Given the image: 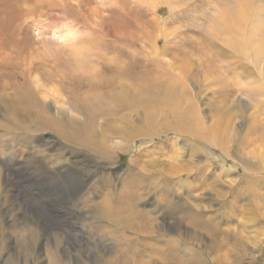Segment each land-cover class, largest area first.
<instances>
[{
  "label": "rangeland",
  "instance_id": "1",
  "mask_svg": "<svg viewBox=\"0 0 264 264\" xmlns=\"http://www.w3.org/2000/svg\"><path fill=\"white\" fill-rule=\"evenodd\" d=\"M242 15L248 57L224 42ZM262 48L264 0H0V264H50L52 256L60 264H120L125 244L115 242L105 217L92 214L95 204L115 205V194L128 190L138 191L139 209L163 225L196 204L194 214L203 220L217 218L214 212L221 208L235 229L228 240L234 243L240 234L256 257L252 264H264V232L256 248L250 227H257L251 222L255 213L245 215L251 223L244 226L238 210L242 205L256 210L254 201L230 192L224 201L235 213L229 214L215 197L242 191L250 178L264 179ZM261 49L263 54L254 52ZM178 78L188 87L190 105L175 95ZM169 79L175 81L172 92L163 93L165 85L148 90ZM131 80L140 81L139 89L125 87ZM187 109L197 110L200 122L179 130L174 115ZM212 126L230 156L210 143ZM177 164L182 189L175 181L168 184ZM200 164L207 170L196 175ZM41 183L57 188L59 202L65 201L59 187L74 200L38 217L23 200L26 185L36 190ZM263 189L256 192L264 197ZM184 224L182 233L193 229ZM122 236L130 235L124 230ZM195 237L182 236L189 245L177 252L180 264H187L192 250L211 252L209 237ZM136 249L146 260L148 247ZM150 264H157L154 258Z\"/></svg>",
  "mask_w": 264,
  "mask_h": 264
},
{
  "label": "bare ground",
  "instance_id": "2",
  "mask_svg": "<svg viewBox=\"0 0 264 264\" xmlns=\"http://www.w3.org/2000/svg\"><path fill=\"white\" fill-rule=\"evenodd\" d=\"M246 16L245 15H242V18H240V24H238L236 22V25H237V28L236 26L234 25V30L231 31V35H226L224 37L225 38V41L226 44H228V49H231L233 51H238L237 53L240 55H244L246 56L247 54L244 53V51L246 52V46L247 44L249 45L250 43H247L248 40H246L244 38V35H245V26L243 25V23L245 22V18ZM238 18V17H237ZM227 21V20H226ZM246 23V22H245ZM223 25V24H222ZM240 25V26H239ZM232 29V28H231ZM217 29H216V33H217ZM215 33V32H214ZM242 33V35H241ZM217 35V34H215ZM238 35V37H237ZM247 35V33H246ZM249 35V34H248ZM246 36L247 39H249V36ZM227 36H229V40L227 39ZM243 38H242V37ZM219 37V35H218ZM233 39H231V38ZM238 38V39H236ZM251 38V37H250ZM218 39V38H217ZM246 40V41H245ZM206 41V40H205ZM236 41V46H234V42ZM250 42V41H249ZM206 43V42H205ZM240 44H243L240 46ZM245 44V45H244ZM214 46V45H213ZM212 46V48H214ZM76 49V48H75ZM201 49V48H199ZM263 49V48H262ZM262 49L261 51L259 50H256L254 51L257 55L258 54H263L262 53ZM78 50V48H77ZM82 50V49H81ZM242 50V52L240 51ZM264 50V49H263ZM80 51V50H79ZM77 52V51H76ZM231 53V52H230ZM158 55V54H157ZM188 55V54H187ZM242 55V56H243ZM243 56V57H244ZM262 56V55H261ZM232 57H233V54H232ZM235 57V56H234ZM248 57V55L246 56ZM256 57V56H255ZM264 57V55H263ZM80 58V57H79ZM258 58V57H256ZM82 59V58H81ZM235 61H237L235 59ZM159 62V61H158ZM243 62V61H242ZM156 63V62H155ZM240 63V62H239ZM242 64V63H241ZM153 65V64H152ZM156 68V67H155ZM242 68V67H241ZM182 67H180L179 72L180 74H182ZM244 69V67H243ZM142 71V70H141ZM154 71V69H153ZM156 71V70H155ZM154 71V72H155ZM246 71V70H244ZM149 72V71H148ZM142 74V73H141ZM151 74V73H150ZM161 74V73H160ZM118 75V73H117ZM157 75V74H156ZM179 75V74H178ZM150 76V75H149ZM112 77V76H111ZM183 77V76H182ZM143 78V77H142ZM146 78V77H145ZM160 78V76H159ZM236 78V77H235ZM108 79L110 80V78L108 77ZM135 79V78H134ZM164 79V78H163ZM185 79V78H184ZM104 80V79H103ZM116 80V78H115ZM113 79H111L110 81L108 82H113L115 81ZM139 80V79H138ZM138 80H131V81H127L126 86H130L131 84H137L138 85L140 84ZM143 80V79H142ZM178 81V85L176 86L175 91V95H182L184 96L185 100L187 101V103L190 105L192 103L191 101V97H189V90H188V87L186 85H182V78H178V79H175ZM107 81V80H105ZM132 81H134L132 83ZM149 81V80H147ZM146 81V82H147ZM151 81V79H150ZM149 81V82H150ZM155 81V79H154ZM106 82V83H108ZM143 82V81H142ZM184 82V81H183ZM105 83V82H104ZM167 84H156L154 86H151L150 89H148L149 91H153L155 88H159L160 90H162V87L165 85L166 87V90L163 92H172L170 91V89H172V85L175 83L174 80L172 79H169L167 82ZM95 84V83H94ZM127 84H130V85H127ZM146 84V83H145ZM103 84L102 83H97L96 87L97 89L98 88H101L100 86H102ZM144 85V84H143ZM94 86V85H93ZM134 86V85H133ZM111 86H107V88H111ZM135 87V86H134ZM137 87V85H136ZM139 87V86H138ZM137 87V88H138ZM131 88V87H130ZM132 89V88H131ZM139 89V88H138ZM158 89V90H159ZM147 92V91H146ZM157 93V92H156ZM158 94V93H157ZM167 95V94H166ZM170 95V93H169ZM166 96V98L169 97ZM176 97V96H175ZM151 98V97H150ZM165 98V97H164ZM178 98V97H177ZM180 98V97H179ZM191 98V99H190ZM161 99V98H160ZM119 100V97H117V102ZM131 98H129L128 101H130ZM163 100V99H162ZM161 100V101H162ZM179 100V99H177ZM163 101H167V100H163ZM162 101V102H163ZM132 102H133V98H132ZM153 102V101H152ZM158 99L155 100V103H158ZM151 103V102H150ZM166 103V102H165ZM171 103V102H170ZM179 104V103H178ZM147 105V104H146ZM193 106V105H192ZM191 106V107H192ZM147 107V106H146ZM187 107V106H186ZM190 107V106H189ZM181 109V108H180ZM194 109V108H193ZM197 110H186L184 113H182L183 111H179L178 114H175L174 115V119H175V123L176 125L178 126L179 130H182V129H185V128H189V127H192V126H195L197 125L200 121H199V117L196 113ZM180 113V114H179ZM169 115V114H168ZM145 119V118H144ZM147 119V118H146ZM162 121V120H160ZM164 121V120H163ZM166 121V120H165ZM61 124V123H60ZM64 124V123H63ZM148 124V123H147ZM173 124V123H171ZM165 126V125H164ZM174 126V125H173ZM215 126V125H214ZM152 127V126H151ZM167 127V126H166ZM62 128V127H61ZM171 128V127H170ZM176 128V127H175ZM173 128V129H175ZM63 129V128H62ZM144 131V130H143ZM151 131V130H150ZM149 131V132H150ZM178 131V130H176ZM211 133H210V143H212L213 146L219 148L223 154H227V155H231L232 152L230 151V147L229 145L227 146L224 141H219L218 139L216 140V136L215 138L213 137V135L216 133L215 132V128H211ZM220 131V130H219ZM224 131V130H223ZM78 132V131H77ZM83 132V131H82ZM145 132V131H144ZM76 133V132H75ZM84 133V132H83ZM220 133V132H219ZM230 133V132H229ZM69 134V133H68ZM156 134V133H155ZM212 134V135H211ZM71 135V134H69ZM227 137H229L228 134H226ZM67 136V135H66ZM73 136V133L72 135ZM79 136L82 138L81 140H83L84 143H88V144H91L92 142L91 141H86L87 140V136L84 134H79ZM148 136V135H147ZM153 136V135H152ZM79 137V138H80ZM219 137V136H218ZM226 137V138H227ZM77 139V138H76ZM234 139V136H231L229 137V139L227 138V141L229 140L230 141H233ZM73 140V139H72ZM80 143V142H79ZM95 145V144H94ZM84 146V145H83ZM182 150V149H181ZM176 151V150H175ZM220 151V152H221ZM140 152V151H139ZM181 152L182 154V151H179ZM175 154V152H174ZM179 154V155H181ZM191 154V153H190ZM222 154V155H223ZM164 155V154H163ZM165 156V155H164ZM174 156V155H173ZM180 157V156H179ZM156 158V157H155ZM172 158V156H171ZM174 158V157H173ZM172 158V159H173ZM181 158V157H180ZM228 158V157H227ZM150 159V158H148ZM177 159V158H176ZM174 160V159H173ZM181 161V160H180ZM180 161H176V163H179ZM150 162V161H149ZM152 162V161H151ZM182 162V161H181ZM180 162V163H181ZM201 165V166H200ZM199 165V168H198V171L196 173V175H198L200 172H203L204 173V170L206 169L205 166H203L202 164ZM179 165L177 164L174 169H172V172L170 173L171 175V178L172 180L169 179V183H171L172 181H175L177 186L179 188L182 189V174H179L178 176H175L178 174V167ZM195 168V167H194ZM224 168V167H223ZM83 169V168H82ZM195 170V169H194ZM207 170V169H206ZM182 172H184L182 170ZM194 172V171H193ZM207 172V171H206ZM185 173V172H184ZM187 174V173H185ZM175 176V177H174ZM218 177V176H217ZM256 178V177H255ZM259 178V177H258ZM61 180V179H60ZM241 180V179H240ZM243 181V180H242ZM250 181H253V182H250ZM264 181V179H263ZM262 181V179H259V180H256V179H252L250 178L249 180H247L246 182H244V187L242 189V191H238V189L236 191H232V190H229L225 193L223 192H217L219 195H215L216 198H220V199H223V202H222V205H223V211L224 212H227V211H230L229 214H232V213H235V208L234 207H229V203L228 202H225L224 199L225 197L231 192L232 193V196H240V195H243V196H246L247 199L251 202L254 201V203L252 204V206L254 207V211H248L249 209H247V207H243L240 206V208L238 210H240L239 212H241V219L242 220V224L244 225L246 222V224L250 225V223L254 220L255 224L257 227H255L254 225L253 226H250V227H253L252 228V233H253V239L254 237H258V243L255 244V247L257 248V245L261 242V239L260 237H263V232H264V228L262 227V225L264 224V205L262 207V202H263V194L261 195V192H256V190H261L262 188H264V182ZM61 182V181H60ZM59 182V183H60ZM233 182V181H232ZM32 183V182H31ZM58 183V184H59ZM67 183V182H66ZM30 184V183H29ZM54 184V183H53ZM52 184V185H53ZM38 185V184H37ZM49 185V184H48ZM57 185V184H56ZM60 185V184H59ZM58 185V186H59ZM50 186V185H49ZM185 186V185H184ZM199 187H205L203 186L202 184H199L198 185ZM198 186H193V187H198ZM52 187V186H51ZM241 187V186H240ZM61 189V191L64 193V198L63 202H60L58 201V194L59 193H56L58 192V190H56L57 188H50L48 186H46V184H40L39 186H37V189L35 190L34 187H28L26 185L25 187V191H24V200L29 206H31V208H35V213L37 214L38 217H42L43 214H45V210L50 207V208H57L60 206H67L69 205V202L74 200V194L71 195L69 197V192H65L63 190L62 187H59ZM168 189H171L169 187H167ZM231 188V187H230ZM185 189V188H184ZM56 190V191H55ZM173 190V189H172ZM192 190L193 188H191V190L189 189V192L192 193ZM204 190V188H203ZM208 190V189H207ZM264 190V189H263ZM174 191H178V190H174ZM186 191H188V189H186ZM194 191V190H193ZM60 192V191H59ZM81 192V191H80ZM122 192V191H121ZM216 193V194H217ZM193 194V193H192ZM60 195V194H59ZM76 195V194H75ZM176 195V194H175ZM67 196L69 198H67ZM116 196V199L118 200V203H116L115 205H105V203H103L105 205L104 207V212H102V208H100V206L102 205H94L93 208H94V211H93V218L94 219H97V218H102V217H105L107 219V221L109 222L108 224H110V228L112 229V236H113V239H115V242L116 240L118 239V242L120 243H124L125 245H122V249H121V252L123 254H125L127 252V254L124 256V258L120 261V264H150V261L152 260V258L155 259L156 263L157 264H180V259L177 256V252L180 251V250H183L182 249V246H188L189 243H184V245L182 244V236L188 238V239H194L195 238V241L197 240V236L199 237V239H203L204 237V234L210 238V241H211V246L208 244V248H211V252L209 254H205V253H197L195 251L192 250L193 254H192V258L191 259H188L187 260V264H242L243 262L244 264H252L253 263V260L256 258L254 257V255L252 253H250L247 249H246V246L245 244L243 243V237L241 238L240 237V234L238 236H235L234 238V243L229 239L228 240V236H229V233L233 230H235L232 226L228 225V222H229V218H227L225 216V214L221 213L222 212V209H217L215 212H214V215L217 216V218L221 219L220 221L216 220L217 218L215 219H211V218H207L206 220H203V215H201L199 213V215H195L194 212L196 211V209L200 208V206L198 204L197 205V208H187V212L186 213H180L181 214V218H176V221L173 222V224H166V225H163V224H159L157 223V220L153 217V214L149 211H146V210H142V209H139L140 207V204L142 203V195L141 194H138V191H133V190H128L125 192V194H122V196H120L119 192H117L115 194ZM177 196V195H176ZM61 198V197H60ZM107 198V197H106ZM232 198V197H231ZM242 198V197H241ZM115 199V200H116ZM233 199V198H232ZM236 199V198H235ZM240 198H238L239 200ZM242 199H245V198H242ZM105 200L106 202V199H103ZM144 200V199H143ZM258 200V201H257ZM262 202H261V201ZM90 201V200H89ZM196 201V200H195ZM245 201V200H244ZM261 204H259V203ZM84 203V202H83ZM92 203V202H90ZM166 203H164L165 205ZM85 205V204H84ZM90 205V204H89ZM93 205V204H91ZM70 207V206H69ZM177 207L179 208V210L183 209L181 208L179 205H177ZM62 208V207H61ZM66 208V207H65ZM89 208V207H88ZM144 208V207H143ZM172 208V207H171ZM204 208V207H203ZM63 209V208H62ZM68 209V208H67ZM65 209V210H67ZM86 209V208H85ZM70 210V209H69ZM170 210V209H169ZM168 210V211H169ZM172 210V209H171ZM69 212V211H68ZM66 212V213H68ZM192 212V213H190ZM238 212V213H239ZM29 213V212H28ZM57 213V212H56ZM196 213H198L196 211ZM250 215L252 213H255L251 218L249 219L248 217H245V215L249 214ZM40 214V215H39ZM64 215V213H63ZM68 215V214H67ZM74 215V214H73ZM167 215V213H166ZM234 215V214H233ZM248 215V216H250ZM62 216V215H61ZM164 216V214H159V217L162 218ZM44 218H46L45 215H43ZM225 217V218H224ZM224 218V220H223ZM167 220V219H166ZM170 220V219H169ZM168 220V221H169ZM223 220V221H222ZM251 220V222L248 223V221ZM167 221V222H168ZM171 221V220H170ZM169 221V222H170ZM241 221V220H240ZM182 223H185L184 226L186 227L187 225L191 224L192 226V230L189 229V230H183L184 232L182 233V230H181V225ZM220 224H222L223 226H220ZM241 225V223L238 224V226ZM236 226V225H235ZM242 226V225H241ZM245 226V225H244ZM187 228V227H186ZM185 228V229H186ZM242 228V227H241ZM256 228V229H254ZM110 229V230H111ZM188 229V228H187ZM126 231L128 235H130L129 237L127 236H122L123 235V231ZM243 230V232H245V229H241ZM107 232V231H106ZM242 232V231H240ZM167 233H172L173 237L172 238H166V234ZM204 233V234H203ZM234 233V231H233ZM237 234V233H236ZM242 234V233H241ZM110 235V234H109ZM256 235V236H255ZM2 240V239H0ZM228 241H231L233 243V248L234 250H236L235 248H237V253L235 255H233L231 252L233 251H230L229 248H232V244L231 243H228ZM254 241V240H253ZM251 241V242H253ZM257 241V240H256ZM114 242V241H113ZM161 243V245H159ZM127 244V245H126ZM202 244V242H201ZM251 244V243H249ZM106 246V245H105ZM137 246H145V247H148V254H147V259L146 260H141L139 257H138V254H137V249L136 247ZM253 247V245H252ZM232 248V249H233ZM248 248V247H247ZM255 248V249H256ZM205 249V247H204ZM253 250V248H252ZM205 251V250H204ZM252 252V251H251ZM208 253V252H207ZM183 254V253H182ZM54 257L56 256H52L50 258V264H60L58 263ZM182 258H183V255H182ZM110 263L111 264H116V260H110Z\"/></svg>",
  "mask_w": 264,
  "mask_h": 264
}]
</instances>
